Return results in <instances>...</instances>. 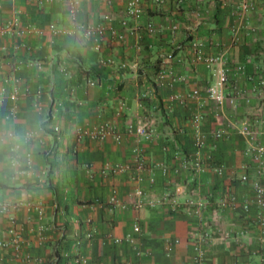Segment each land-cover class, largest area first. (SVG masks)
Segmentation results:
<instances>
[{"label":"crops","instance_id":"crops-1","mask_svg":"<svg viewBox=\"0 0 264 264\" xmlns=\"http://www.w3.org/2000/svg\"><path fill=\"white\" fill-rule=\"evenodd\" d=\"M237 1L224 7L220 0H141L142 16L133 20L120 2L79 0L80 24H102L105 15L117 30L121 20L128 22L123 41L106 35L95 51L72 34L65 0H0V27L16 20L21 30L0 37V203L7 205L0 210V264H73L77 254L82 264H264L256 224L264 211L251 204V186L239 181L242 165L256 177L239 127L250 124L264 145L258 85L264 78V0L244 15L236 14ZM52 24L62 32L53 33ZM192 41L202 43L203 57L223 58L229 83L222 106L205 96L213 79ZM193 90L198 97L190 96ZM236 90L241 94L235 97ZM198 113L201 149L190 125ZM101 122L120 131L127 123L144 125L152 138L77 140V128ZM134 148L148 170L104 171L131 163ZM196 156L206 163L200 172L191 169ZM219 164L221 175L213 170ZM227 194L235 205L222 207ZM171 195L179 207L164 203ZM112 196L119 204L111 207ZM198 200L206 207L196 218L189 209ZM128 235L132 244L124 242Z\"/></svg>","mask_w":264,"mask_h":264},{"label":"built area","instance_id":"built-area-1","mask_svg":"<svg viewBox=\"0 0 264 264\" xmlns=\"http://www.w3.org/2000/svg\"><path fill=\"white\" fill-rule=\"evenodd\" d=\"M35 1L38 4H44L52 2L53 0H32ZM100 3L110 6L113 4V2H120L124 5L126 16L133 19V20H139L142 16V8H141V0H98ZM178 2H182L183 0H177ZM221 5L224 7L229 6L231 0H220ZM256 0H239L236 3V6L234 7V10L236 14L238 15H244L248 12H250L254 7V2ZM66 2V12L67 17L72 23V34H80L82 37H84L88 42H90L91 47L95 51H101L103 46V39L106 35H109L111 39L115 41H123L124 36L126 35V31L128 29V22L127 20L123 19L120 21V27L121 30H117L113 24H112V17L110 15L104 16V23L96 25V26H89V25H83L77 22V15L79 10V0H65ZM157 2L162 3L163 0H157ZM18 24L16 20L9 21L6 25L0 27V37H6L11 34H19L21 33V30L17 29ZM49 29L53 33H61L56 29V26L54 24L49 26ZM176 28L173 27L172 30L174 31ZM125 31V32H124ZM146 31L148 33H153L154 29L152 25H147ZM31 30H25V33L30 34ZM190 48L193 49V51L196 53L198 57H202V63L204 64L205 68L210 71L213 82L211 85H209L205 91L206 98L214 103L217 106H222L224 101L226 100L224 95V89L226 88L227 84L229 83V76H228V69L225 67L223 63V58L220 54H214V55H208L203 57L202 54V48L203 45L200 42L192 41L190 43ZM110 61H102L103 65L109 64ZM239 70H242L243 68L241 66L238 67ZM165 73L164 71H160L156 77V83L161 86L164 82ZM88 84L90 86L96 85L94 81H89ZM260 87V93L264 95V78H262L259 83ZM16 94V90H14L13 97ZM241 94L240 90H236L235 97ZM36 95H40V91H36ZM192 97H198L199 91L193 90L190 94ZM234 98V97H233ZM230 100L232 102L234 99ZM173 99V98H172ZM2 100V94L0 95V102ZM202 121V115L201 114H194L190 118V125L192 130L194 131V137H195V145L198 149H201V147L204 144L203 136L200 130V124ZM55 132H57L59 129L58 127L54 128ZM239 133L246 139L247 141V147L244 150V156L251 159V161L255 164V172L256 177L251 178L247 173V167L245 165L241 166L242 174L239 177V181L243 184H249L252 189V201L251 204H253L255 207H257L259 210L264 211V145H262L257 140V134L254 131V129L251 127L248 123H243L239 127ZM77 140L82 139H92L96 141H103L105 139L111 138L116 143H120L125 136H134L140 140L148 141L152 138V132L149 131L146 126L144 125H133V123H127L124 130L120 131L114 124L110 122H101L91 128H82L79 127L76 129L75 132ZM222 137V133L220 131H217L215 133V138L220 139ZM133 159L131 163H125V164H117L113 166L107 165L104 168V171H108L112 174H117L124 172L126 170H129L130 168H134L135 171L138 173L144 172L148 170V166L146 162L144 161V158L142 156V153L139 149L134 148L132 150ZM206 163L204 164L202 160L196 156L193 160V165L191 169L194 172H200L204 170ZM214 172L217 175H221L223 172V166L222 165H215L213 168ZM139 195H141L140 192H138ZM164 203L172 206V207H179L180 203L178 202V198L175 195L166 196L164 198ZM109 206H116L118 205V201L115 196H112L110 200L108 201ZM144 204L143 200H139L137 202V205ZM148 205L153 206V204L150 202ZM191 208L189 209V214L193 217H199L203 210L206 207V202L203 200H198L194 203H191ZM220 205L222 207H228L235 205V202L230 195H226L223 197V199L220 202ZM244 208H248V206L245 204ZM7 209V205L5 203H0V210L5 211ZM38 214L41 213L39 207H35ZM258 232H259V240L260 243L263 245L264 248V215H259L256 220ZM134 234H138L140 232L139 227L136 225L133 228ZM92 236L91 234H86L85 238L90 239ZM17 242V241H16ZM116 243H120L121 240L116 239ZM124 242L126 243H133V236L128 235L125 237ZM18 243V242H17ZM173 243H177V241H173ZM0 247H5V245L0 242ZM140 252L136 250V256L140 257ZM66 256V255H65ZM203 259V253L201 250L197 249V257L196 262H200ZM84 263V259L77 254L76 257L73 259V264H82Z\"/></svg>","mask_w":264,"mask_h":264},{"label":"clouds","instance_id":"clouds-1","mask_svg":"<svg viewBox=\"0 0 264 264\" xmlns=\"http://www.w3.org/2000/svg\"><path fill=\"white\" fill-rule=\"evenodd\" d=\"M10 139L12 140V141H16V137H10ZM3 143V139L2 138H0V144H2ZM17 147H19V145H17Z\"/></svg>","mask_w":264,"mask_h":264}]
</instances>
